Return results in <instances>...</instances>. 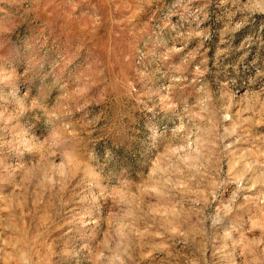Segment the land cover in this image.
Returning a JSON list of instances; mask_svg holds the SVG:
<instances>
[{
  "label": "rangeland",
  "instance_id": "1",
  "mask_svg": "<svg viewBox=\"0 0 264 264\" xmlns=\"http://www.w3.org/2000/svg\"><path fill=\"white\" fill-rule=\"evenodd\" d=\"M0 264H264V0H0Z\"/></svg>",
  "mask_w": 264,
  "mask_h": 264
}]
</instances>
